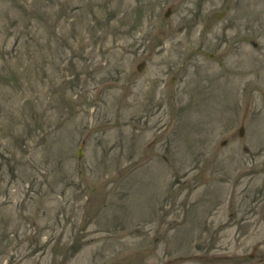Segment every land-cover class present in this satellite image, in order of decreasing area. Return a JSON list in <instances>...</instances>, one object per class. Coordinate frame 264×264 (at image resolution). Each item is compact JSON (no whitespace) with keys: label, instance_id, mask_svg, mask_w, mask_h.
Returning <instances> with one entry per match:
<instances>
[{"label":"rangeland","instance_id":"rangeland-1","mask_svg":"<svg viewBox=\"0 0 264 264\" xmlns=\"http://www.w3.org/2000/svg\"><path fill=\"white\" fill-rule=\"evenodd\" d=\"M0 264H264V0H0Z\"/></svg>","mask_w":264,"mask_h":264}]
</instances>
